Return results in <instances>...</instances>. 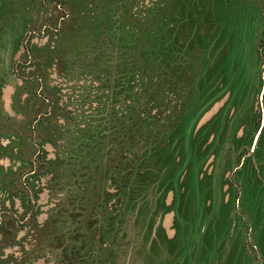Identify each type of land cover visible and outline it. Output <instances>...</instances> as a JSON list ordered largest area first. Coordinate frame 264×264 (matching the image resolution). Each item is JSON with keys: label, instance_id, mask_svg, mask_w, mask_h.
I'll use <instances>...</instances> for the list:
<instances>
[{"label": "rangeland", "instance_id": "374dc122", "mask_svg": "<svg viewBox=\"0 0 264 264\" xmlns=\"http://www.w3.org/2000/svg\"><path fill=\"white\" fill-rule=\"evenodd\" d=\"M0 264H264V0H0Z\"/></svg>", "mask_w": 264, "mask_h": 264}, {"label": "crops", "instance_id": "0c3cea01", "mask_svg": "<svg viewBox=\"0 0 264 264\" xmlns=\"http://www.w3.org/2000/svg\"><path fill=\"white\" fill-rule=\"evenodd\" d=\"M2 49V48H1ZM9 49H11L9 46L3 47L2 51H9Z\"/></svg>", "mask_w": 264, "mask_h": 264}]
</instances>
